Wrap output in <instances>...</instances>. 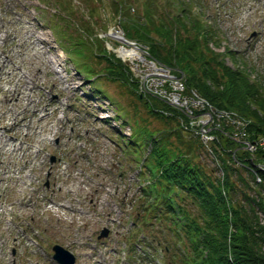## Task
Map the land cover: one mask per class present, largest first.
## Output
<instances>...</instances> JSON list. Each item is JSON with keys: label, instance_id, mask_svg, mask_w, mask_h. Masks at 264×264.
<instances>
[{"label": "rangeland", "instance_id": "obj_1", "mask_svg": "<svg viewBox=\"0 0 264 264\" xmlns=\"http://www.w3.org/2000/svg\"><path fill=\"white\" fill-rule=\"evenodd\" d=\"M65 1L72 5L73 28L77 22L82 26L78 34L71 35L81 36L86 45L73 48V61L61 50L67 48V42L59 44L51 30L57 15H65L56 9L59 0H0V264H54L50 259L54 245L71 251L76 264H162L167 230L163 233L135 219L143 209L141 185L151 181L142 163L151 146L147 136H141L137 143L132 139V143L131 128L147 127L156 136L164 131L170 135L172 148L190 150L186 154L194 163L207 171L214 169L215 176L221 178L219 160L211 152L212 146L205 148L191 132L179 130L177 135L172 131L180 127L175 121L150 114L146 100L138 99L120 75H107L110 66L100 55L119 56L98 35L116 30L121 20L113 14L110 0ZM145 1L132 2L135 12L144 11ZM155 3L157 24L185 9L189 17L182 21L188 28L179 26L181 34L193 37L198 32L192 27L197 19L203 34H212L209 49L223 54L232 51V56L225 54L226 65L246 67L251 78L264 85V0ZM95 6L97 13L90 18V9ZM83 18L95 28L90 34L81 32L86 26ZM28 25L47 44L36 46L33 36L22 34L20 29L26 30ZM111 40L113 48L126 46L120 38L117 41L111 36ZM43 56L53 60L51 66ZM82 58L84 65L104 74L99 81L109 98L90 96V81L74 69L81 70ZM33 63H39L38 67ZM121 63L132 72L137 90L141 87L137 72ZM26 72L38 78L34 86L27 88L25 79L18 80ZM83 91L87 95H81ZM244 122L248 127L246 119ZM13 142L16 146L25 144L21 159L3 149ZM35 147L40 148L38 154ZM28 174L31 181L25 177ZM259 218L264 223L262 213ZM106 227L109 236L98 239ZM34 239L40 247L33 244Z\"/></svg>", "mask_w": 264, "mask_h": 264}, {"label": "trees", "instance_id": "obj_2", "mask_svg": "<svg viewBox=\"0 0 264 264\" xmlns=\"http://www.w3.org/2000/svg\"><path fill=\"white\" fill-rule=\"evenodd\" d=\"M134 1L110 0L113 14L121 18L126 37L147 46L151 56L176 73L183 74L186 87L198 90L211 105L231 110L246 119L250 139L264 135V85L254 81L246 67L226 65L225 54L232 56L233 52L223 54L209 49L212 34H203L197 19H194L192 27L198 32L193 37L181 34L179 26L182 30L188 28L187 23L182 21V18L189 17L185 9L176 17H158L159 25L156 22L155 0H146L147 6L141 13L135 12ZM71 7V2L59 0L56 9L59 8L65 15H57L51 30L60 44L67 42V48L62 49L67 59L73 61V48L79 50L85 42L81 36L71 35L78 34L76 31L80 26L77 22V27L73 28ZM96 8L91 7L90 18L97 13ZM83 21L86 26L81 32H93L95 28L85 18ZM98 49L105 51L101 47ZM79 54L82 56L80 51ZM100 58L110 66L107 75H120L138 99L146 100L144 104L150 114L175 121L180 126V113L154 98L145 99L135 90L132 73L119 59L108 54H102ZM83 62L84 58L79 63L81 70L77 66L75 68L84 80L90 81V96L109 98L99 81L104 74ZM179 130L183 129H172L177 135ZM132 131V143V139L137 143L141 136H147L151 146L146 160L142 162L151 181L141 187L140 205L143 209L135 219L144 225L156 226L163 233L167 230L161 249V263L264 264V223L259 218L260 213L264 215V172L259 170L262 181L257 183L251 171L253 162L250 153L237 149L236 143L219 134L218 149L212 145V152L219 160L218 167L223 172L219 178L215 176L214 169L207 171L194 163L186 154L190 150L183 152L177 147L172 148L169 145L170 135L164 131L159 136L147 127L140 126L137 131L132 128ZM261 153L259 149L253 161L260 160Z\"/></svg>", "mask_w": 264, "mask_h": 264}, {"label": "built area", "instance_id": "obj_3", "mask_svg": "<svg viewBox=\"0 0 264 264\" xmlns=\"http://www.w3.org/2000/svg\"><path fill=\"white\" fill-rule=\"evenodd\" d=\"M113 35L126 43V46L119 47V54L130 62L134 71L138 72L142 93L180 111L188 120L184 124L185 128L198 136L205 145L216 140V132L219 131L233 138L241 149L252 153V157H255L260 149L263 154L262 161L257 162L255 166L264 171V135L250 139L244 119L232 111L214 107L195 89L188 90L182 75L173 74L169 67L152 58L146 48L134 41L126 40L120 29L115 30ZM227 126L230 128H226ZM253 171L257 181H260L256 168Z\"/></svg>", "mask_w": 264, "mask_h": 264}, {"label": "bare ground", "instance_id": "obj_4", "mask_svg": "<svg viewBox=\"0 0 264 264\" xmlns=\"http://www.w3.org/2000/svg\"><path fill=\"white\" fill-rule=\"evenodd\" d=\"M20 31L22 32V34H30V36H33L34 37V41H33V43L36 45V46H39V44H47L46 43V41H44L38 34H40L39 32H37V31H33L32 29H29V25L26 27V30H24V27H22L21 29H20ZM5 34H10L9 33V31H7V30H4L3 31ZM38 50V49H37ZM36 50V51H37ZM43 58H45L46 59V64L48 65V66H51L52 65V62H53V60L51 61V59H48L46 56H43ZM33 65H35L36 67H38V65H39V63H33ZM20 79H25L26 80V87L28 88V86L31 84V85H33L34 86V84H35V81L38 79V78H36L35 77V75H31V74H29L28 72H26V73H23L20 77H19V79L18 80H20ZM11 88V86H9L8 88H7V90H9ZM12 124H15L14 122H12L11 123V125ZM55 127V125H53V127H52V129ZM43 138H45V137H43ZM21 147H22V145L21 146H16L15 144H13L12 146L10 145V143H7V144H5L4 146H3V149H6V151L7 152H9V153H11L12 155H15L16 153H17V151H20L21 150ZM37 150H39V149H37ZM16 171H17V169H16ZM28 180H32L33 178L31 177V175L30 174H28V175H26L25 176ZM21 180H23L22 181V184L24 185V184H26V182L24 181V179H22L21 177H19ZM25 188H27V187H24V189ZM26 190V189H25ZM21 192H23V191H21ZM63 207H65V205H62Z\"/></svg>", "mask_w": 264, "mask_h": 264}, {"label": "water", "instance_id": "obj_5", "mask_svg": "<svg viewBox=\"0 0 264 264\" xmlns=\"http://www.w3.org/2000/svg\"><path fill=\"white\" fill-rule=\"evenodd\" d=\"M54 160V158H52ZM109 235V230L104 228L99 235V239L105 238ZM55 251L54 259L58 262V264H75V257L69 251L65 250L63 247L59 245H55L53 247Z\"/></svg>", "mask_w": 264, "mask_h": 264}]
</instances>
